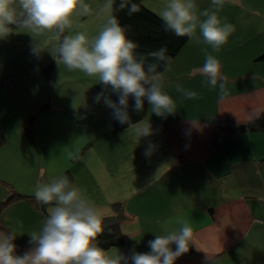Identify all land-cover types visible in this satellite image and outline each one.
Returning a JSON list of instances; mask_svg holds the SVG:
<instances>
[{
	"label": "crops",
	"instance_id": "1",
	"mask_svg": "<svg viewBox=\"0 0 264 264\" xmlns=\"http://www.w3.org/2000/svg\"><path fill=\"white\" fill-rule=\"evenodd\" d=\"M85 2L92 14L74 15L64 35L91 41L106 22L98 13L104 0ZM195 2L198 12L213 9L211 0ZM166 3L142 0L159 17ZM218 15L234 32L218 52L199 29V42L188 38L161 82L176 112L157 116L148 103L147 137L129 126L112 133L113 110L95 99L98 77L57 63L55 32L14 28L0 37V234H16L17 254L30 250L28 234L40 231L51 205L7 198L35 197L38 184L67 175L102 221L120 204L122 243L106 249L111 254L149 252L162 225L183 217L192 238L175 264H264V132H230L264 113V0H225ZM205 49L228 77L223 94L199 72Z\"/></svg>",
	"mask_w": 264,
	"mask_h": 264
},
{
	"label": "clouds",
	"instance_id": "2",
	"mask_svg": "<svg viewBox=\"0 0 264 264\" xmlns=\"http://www.w3.org/2000/svg\"><path fill=\"white\" fill-rule=\"evenodd\" d=\"M225 0H211L213 9L197 11L195 0H167L160 12L163 28L177 37L196 38L199 29L203 42L213 52L228 42L234 26L222 20L218 12ZM126 11L132 15L140 11L135 0H104L98 13L106 16V22L91 41L82 32L64 35L72 26L74 15L92 14L85 0H0V37L8 36L16 29H27L33 33L55 32L59 39L57 53L59 61L69 70H79L88 77H98L104 89L110 88L118 97L114 102L105 91L97 93L96 102L103 99L113 110L114 118L121 124L135 128L139 137L152 135L151 123L143 120L132 123L129 115V98L134 101L135 112L144 110L145 99L157 116L176 112V102L161 88L163 72L170 67L173 57L167 47L156 51L140 52L139 44L127 35L130 26L122 25L116 13ZM34 51L39 52L38 45ZM205 52V62L199 69L207 78L211 88L226 91L228 77L222 72L220 60ZM163 71H160V69ZM188 99L197 93L177 86ZM151 146L145 154L151 155ZM70 157L77 158L76 153ZM43 205H51L40 231L28 234L30 250L17 254L14 243L16 234H0V264H175L178 257L189 251L192 228L188 220L177 217L174 223L162 225V234H155L148 241L149 252L129 255L120 252L111 254L98 246V237L105 226L98 209L86 197L83 190L75 187L67 175H60L50 183H40L34 192ZM172 245H175L173 250Z\"/></svg>",
	"mask_w": 264,
	"mask_h": 264
},
{
	"label": "trees",
	"instance_id": "3",
	"mask_svg": "<svg viewBox=\"0 0 264 264\" xmlns=\"http://www.w3.org/2000/svg\"><path fill=\"white\" fill-rule=\"evenodd\" d=\"M119 0H117V3ZM140 6V11L131 17L127 15L126 11L116 13L119 21L122 25L130 26V30L127 35L130 39L139 44L138 51L140 52H151L156 51L161 47H167L168 55L174 57L181 51L186 45L188 37H177L171 32H166L163 28V21L161 18L147 9L143 4L142 0H135ZM15 28L14 26H12ZM264 61V54L259 58ZM160 71H163L161 68ZM96 89L101 92L105 91V95L110 96L114 102H118V97L111 91L110 88L104 89V86L97 82ZM134 101L129 98V115L132 123L139 122L144 119L147 111L148 102L145 99L144 110L141 112H135L132 109ZM129 124L119 123L113 116L112 111V133H117L127 128ZM233 134H239L244 132H264V113L258 116L254 121L249 122L245 125L234 127L231 131ZM16 198H26L34 200V196H23L13 191L6 202L12 201ZM38 205L42 208L45 206L38 202ZM114 214L103 220L105 226V232L98 237V246L108 249L113 246H117L122 243V237L119 233V225L125 220L123 211L120 204L113 205ZM21 255V254H20Z\"/></svg>",
	"mask_w": 264,
	"mask_h": 264
},
{
	"label": "built area",
	"instance_id": "4",
	"mask_svg": "<svg viewBox=\"0 0 264 264\" xmlns=\"http://www.w3.org/2000/svg\"><path fill=\"white\" fill-rule=\"evenodd\" d=\"M263 207H264V201H263Z\"/></svg>",
	"mask_w": 264,
	"mask_h": 264
}]
</instances>
